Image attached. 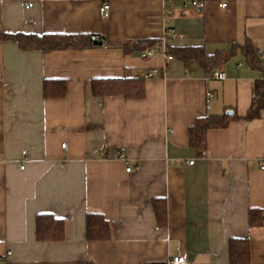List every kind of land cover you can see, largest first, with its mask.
I'll return each mask as SVG.
<instances>
[{
    "label": "crops",
    "instance_id": "0c3cea01",
    "mask_svg": "<svg viewBox=\"0 0 264 264\" xmlns=\"http://www.w3.org/2000/svg\"><path fill=\"white\" fill-rule=\"evenodd\" d=\"M189 1L0 0L5 32L104 43L45 54L0 42V264H170L178 256L229 264L232 239L250 240L252 264H264V225L249 224L251 209L264 213V109L244 119L261 73L241 53L213 70L226 74L217 80L196 62L125 52L155 40L207 56L247 41L264 52V0H229L227 9L223 0H198L205 9ZM153 69L160 77L146 79ZM120 79H143L145 97L93 96L94 80ZM46 81H64L67 95L45 99ZM235 114L228 128L208 132L206 151L190 147L198 119ZM155 200L166 202L165 227ZM41 214L65 222L63 242L37 240ZM89 214L110 222L109 241L87 240Z\"/></svg>",
    "mask_w": 264,
    "mask_h": 264
},
{
    "label": "trees",
    "instance_id": "16d2710c",
    "mask_svg": "<svg viewBox=\"0 0 264 264\" xmlns=\"http://www.w3.org/2000/svg\"><path fill=\"white\" fill-rule=\"evenodd\" d=\"M102 42L103 39L96 36H64V35H30L24 33H8L0 28V42H11L24 51H39L51 53L64 50H86L94 48V42ZM163 46L161 40L147 42L145 44H126L125 52H134L157 49ZM166 52L173 59L183 63L196 62L206 74L213 73L217 66H221L241 53L246 63L254 70L261 73V79L257 80L253 87V99L251 106L244 118L253 121L260 117L264 109V52L258 54L252 43L247 41L244 45H233L228 51L215 56H207L203 48H172L166 45ZM92 93L96 98L120 96L126 100H141L145 97L146 89L143 79L120 80H94ZM67 95V84L64 81H46L44 83L45 99H62ZM240 119L236 114L233 117L207 116L198 119L189 128V145L198 152L208 149V132L214 129H226L230 123ZM154 209L158 223L161 227L167 225V205L162 200L154 201ZM249 224L251 227L264 225V213L258 209L249 211ZM112 236L111 225L100 214H89L86 218V237L89 242L109 241ZM36 237L39 242L56 243L63 242L66 237L65 222L55 218L51 214H41L36 217ZM229 264H252V249L248 239H232L228 246ZM92 264V263H90Z\"/></svg>",
    "mask_w": 264,
    "mask_h": 264
},
{
    "label": "built area",
    "instance_id": "2783aa9c",
    "mask_svg": "<svg viewBox=\"0 0 264 264\" xmlns=\"http://www.w3.org/2000/svg\"><path fill=\"white\" fill-rule=\"evenodd\" d=\"M229 0H223V2L220 4V7L222 9H227L228 8V5H229ZM171 4L168 3L166 5V7H169ZM187 6H192L194 8H200V9H205L206 7V3L205 2H201V1H198V0H191L187 3ZM33 5L32 4H29L27 6V8H32ZM110 11H111V5L110 3H105L102 5V7L100 8V14L102 16V18H108L109 15H110ZM167 35L169 37H176V34L173 30H168L167 32ZM158 53L157 50L155 49H149L147 51H145L142 55H141V58L143 60H147L153 56H155L156 54ZM159 53H162L168 60H173V57L171 55H168L167 52H166V45L163 43V46L161 48V50L159 51ZM263 56V54H262ZM161 73L159 70L157 69H153V70H150L146 75H145V78L146 79H153V78H158L160 77ZM212 77L217 79V80H225L226 79V74L222 71H216L212 74ZM208 96V101H210L211 98H213V95L210 93L207 95ZM67 145L64 144L62 146L63 149H66ZM204 156H206V152L203 153ZM115 158L117 159H126L125 155L121 152V151H117L116 154H115ZM194 162H191L190 165H193ZM22 169H24V167H22ZM261 169L264 170V161L262 162L261 164ZM133 170V168L129 167L127 168V173H131ZM0 244H6L5 241H0ZM13 253L11 250H8L7 253L5 254L4 256V260L6 262L9 261V259L12 257ZM170 264H189V261L187 259L186 256H178V257H175L173 258L172 260H170Z\"/></svg>",
    "mask_w": 264,
    "mask_h": 264
},
{
    "label": "water",
    "instance_id": "95a60500",
    "mask_svg": "<svg viewBox=\"0 0 264 264\" xmlns=\"http://www.w3.org/2000/svg\"><path fill=\"white\" fill-rule=\"evenodd\" d=\"M94 44H95L96 46H104V43H100V42H97V41H95ZM231 116H232V115H231Z\"/></svg>",
    "mask_w": 264,
    "mask_h": 264
}]
</instances>
